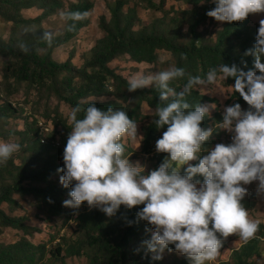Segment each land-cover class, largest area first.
Instances as JSON below:
<instances>
[{
  "label": "trees",
  "instance_id": "1",
  "mask_svg": "<svg viewBox=\"0 0 264 264\" xmlns=\"http://www.w3.org/2000/svg\"><path fill=\"white\" fill-rule=\"evenodd\" d=\"M75 1L70 5L66 15L67 25L62 36L46 37L37 46L31 44L16 46L14 43H4L0 40V57L10 59L4 77L6 81L13 79L14 85L28 83L29 86L40 90L48 89L59 101L70 105L72 109L79 105L82 111L77 113L78 119L83 118V109L94 103L102 110L110 106L113 109L123 110L137 124L148 120L143 127L141 152L156 163L155 169L167 158L166 153H158L155 148L156 141L167 130L166 125L159 129L155 125V120L158 118L156 109L165 102L159 101V91L156 86L129 92L128 81L112 70L110 64L119 57H129L137 64L154 65L158 61V52H167L174 57L175 67H182L186 72L184 78L171 82L170 87L176 91L184 87L190 76L206 78L210 69L222 63L229 66L235 63L245 71L253 68V57L244 55L248 49L254 48L256 43L259 25L250 24L252 15L243 22H224L221 29L215 33L214 39H206L199 33V28L212 19L206 13L216 6L214 0H203V2L175 0L191 5L192 9L182 14L181 22L173 19L170 29L158 25L150 27L136 25L137 9L128 8L129 0L109 2L107 8L111 18L107 20L106 16H102L100 20V27L105 36L91 49L89 58L85 60L83 66L76 68L73 65V55H70L66 62L58 63L53 59V51L70 42L81 29L88 26L86 16L78 19L75 14H88L94 8L91 0ZM147 1L149 7L156 9H161L166 2L161 0L157 6L153 0ZM3 6H7L9 11L12 10L16 14L21 9L37 7L43 10L42 15L36 19V22H40L61 9L63 3L59 0H0V13ZM185 21L189 25L190 40L187 44H180L181 28ZM40 49L47 50L41 54ZM242 61L247 62V67ZM234 83V78L229 77L225 80L228 87H232ZM92 99H110V101L99 103L90 101ZM185 99L192 106L198 103H216L215 100L200 95L195 88ZM234 103H240L242 109L248 108L247 103L233 89L228 106ZM143 107L154 111V114L145 117L142 113ZM16 112L23 114L24 109H18L14 103L0 105V119H10ZM41 118L34 113L29 117L25 116L24 129L18 132L21 138L19 144L23 151L29 153V157L23 159L20 165H16L13 160L0 164V234L3 228L24 232L31 230L26 224L28 221L26 216H10L2 209L4 203L18 206V202L13 197L18 194L38 198L51 215H67L68 218L76 215L77 232L82 233L83 237L76 240L64 237L52 249H48L46 244H34L27 239L11 244L0 243V264H68L67 258L70 257H84L87 264H160V260L149 258L152 253L146 252L145 248L140 254L144 261L130 255L133 240L142 233L146 234L145 240L151 238L149 233L151 226L143 220L137 222L136 213L143 205L132 209H126L122 205L116 216L111 218L98 208L66 211L63 198L70 189L61 187L56 180L63 175L57 169L64 166L63 151L71 132V125L64 123V134L61 139L59 138L60 143H57L56 138L60 136L57 128L60 124L63 125V121L58 118L54 123V131L47 134L46 144H42L43 135L38 126V120ZM222 119L223 116L220 114L206 116L201 126L205 129L213 128ZM217 131L215 130V133ZM10 135L9 133L7 137H11ZM205 147H210L208 141ZM200 156L202 158V153ZM198 162L199 159L195 160L193 165ZM10 178L12 183L9 182ZM197 179L203 181L202 176H198ZM128 221L133 223L129 224ZM260 228L261 235H256L234 250L231 255L232 262L223 264H256L254 259L261 254V240L264 238V227L260 225ZM169 248L175 250L174 245H170ZM164 251L168 252L169 249L166 248ZM187 263L188 261H184L181 264Z\"/></svg>",
  "mask_w": 264,
  "mask_h": 264
},
{
  "label": "clouds",
  "instance_id": "2",
  "mask_svg": "<svg viewBox=\"0 0 264 264\" xmlns=\"http://www.w3.org/2000/svg\"><path fill=\"white\" fill-rule=\"evenodd\" d=\"M214 3L216 6L206 14L220 22H243L249 15L264 13V0ZM86 15L77 13L75 17ZM244 55L253 57V68L245 71L235 63H222L210 69L206 78L190 76L180 91L170 84L185 77L182 67L129 78V92L155 85L159 101L165 102L156 109L155 125L158 129L166 125L167 130L155 148L167 158L150 171L124 156L122 140L138 135L137 122L127 112L111 106L102 110L91 103L78 119L82 109L79 105L73 108L71 132L63 151L64 166L57 169L63 173L60 184L71 186L70 199L63 205L78 209L87 202L90 209L98 208L110 218L122 205L126 209L143 205L136 213L137 222L146 221L152 234L142 244L156 260L174 245L175 251L192 264H205L217 258L230 235H238L245 242L255 238L259 222L249 218L242 201L248 194L245 185L254 181L258 182L257 195H264V19L259 21L254 48ZM242 63L247 67L246 61ZM220 74L224 80L234 78L232 87L248 108L242 109L240 103L225 106L216 128L231 133V143L206 148L213 129L201 125L210 106H192L185 97L197 86L214 85ZM20 148L18 143H0V164ZM201 153L206 154L201 158ZM197 159V164L190 163Z\"/></svg>",
  "mask_w": 264,
  "mask_h": 264
},
{
  "label": "rangeland",
  "instance_id": "3",
  "mask_svg": "<svg viewBox=\"0 0 264 264\" xmlns=\"http://www.w3.org/2000/svg\"><path fill=\"white\" fill-rule=\"evenodd\" d=\"M59 1L63 3V7L40 22H36V19L42 15L43 10L37 7L21 9L16 14L12 12V10L9 11L7 6H3L2 12L0 13V40L4 43H14L16 46L28 44L37 46L38 43L46 37L62 36L67 25L66 15L70 5L76 1ZM112 1L114 0H91L94 8L86 15L89 22L88 26L81 29L79 34L70 42L53 51V59L56 62L64 63L70 58V55H73V65L76 68L83 66L85 60L89 58L91 49L96 45L99 39L105 36L100 27V20L102 16H106L107 20L111 18L107 4ZM160 1L161 0H153V3L159 6ZM129 7H135L137 9L138 21L136 25L148 27L158 25L164 26L165 29L171 28L173 19H177L181 22V17H183L182 14L192 9L191 5L176 2L175 0H166L161 9L149 7L147 0H129L128 8ZM10 17H14L15 19L13 20ZM261 19H264V13L252 15L250 17V24L259 25ZM223 23L224 22L217 21L212 17V19L205 22V24L199 28V33L206 39H214L215 33L221 29ZM189 40V25H187L185 21L181 28L179 41L180 44H187ZM46 50L47 49H40V53L43 54ZM162 58L164 60L163 63L161 62ZM9 62V58L0 57V105L3 103H14L18 109L23 108L24 113L20 114L16 112L11 115L10 119H0V143L7 142L19 144L21 138L18 132L24 129L25 116L29 117L31 113H34L38 117H42L38 121L43 123L42 129L48 127V134L54 131V123L58 121V118L63 121V125L60 124L57 128V132L60 136L56 138V141L60 143V139L64 134V123L68 126L72 123L70 119L72 107L65 102L59 101L48 89L40 90L36 87L29 86L28 83L14 85L13 79L6 81L4 75L6 66ZM172 66H175L174 57L163 51L158 52V61L154 65L137 64L131 61L129 57H119L110 64L111 69L127 81L130 77L138 73L150 75L157 71L166 70ZM195 90L199 92L200 95L215 100L216 103L209 104V117H212L214 114L223 116L224 108L228 106L233 88L225 84V80L222 76H218L214 85L197 86ZM90 101L101 103L110 101V99H92ZM142 113L148 118L154 114V111H151L147 107H143ZM147 121L148 120L137 124L138 135L136 137H125L122 143L125 146L124 156L128 158L131 163L141 164L145 167L146 171H150L155 169L156 163L141 152L143 127L146 126ZM212 129L213 135L208 140L210 144L209 148L214 147L216 143H231V133H228L226 130L218 129L216 126ZM215 130L218 131L215 133ZM9 133L11 137H7ZM44 136L46 138L47 134ZM204 154L206 153H202V156ZM28 157L29 153L23 151V148H20V151L14 153L9 160H13L16 165H20L22 160ZM194 162L195 160L190 163L193 165ZM59 178H57L56 183L63 187L59 182ZM9 182L12 183L11 178ZM257 184L258 182L254 181L249 185H245V187L248 188V194L242 202L249 212V218L259 222V231L256 235H261L262 230L260 225L264 227V195H257ZM68 188L71 190V186ZM13 197L18 202V206H9L4 203L2 209L10 216H26L28 218L26 224L31 227V230L29 232H24L12 228H3L2 234H0V243L11 244L22 239H27L34 244H46L48 249H52L64 237L69 240H76L83 237L82 233L77 232L76 215H73L71 218H68L67 215H51L46 206L32 195L22 196L15 194ZM66 199H70L69 193L63 198V201ZM64 207L66 211L73 209L71 207ZM88 208L87 202H84L79 207L80 210ZM149 233L152 234V229H150ZM145 235V233H142L138 238L133 240L130 250V255L133 258H138L140 261H144V258L140 257V254L144 248L142 241L145 240ZM223 243L225 245H222L217 258L213 261H206L205 264L231 263L233 251L240 248L246 242L238 235H230ZM145 255L146 254H144V257ZM152 257L153 254H150L149 258ZM159 260L161 262L160 264H181L184 261H188L187 264H192L189 258L175 250L168 252L164 251L162 259ZM254 260L256 264H264V238L261 240V254L255 257ZM67 263L87 264V260L84 257H70L67 258Z\"/></svg>",
  "mask_w": 264,
  "mask_h": 264
},
{
  "label": "built area",
  "instance_id": "4",
  "mask_svg": "<svg viewBox=\"0 0 264 264\" xmlns=\"http://www.w3.org/2000/svg\"><path fill=\"white\" fill-rule=\"evenodd\" d=\"M38 123H39L38 126L40 125V127H41V128L39 127L41 133L44 134V135H45V134H48V127H46V129H42V127H43V123H42L41 121H38ZM44 135H43L42 138H41V143H42V144H44V143L46 144V138H45Z\"/></svg>",
  "mask_w": 264,
  "mask_h": 264
}]
</instances>
